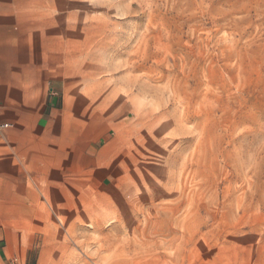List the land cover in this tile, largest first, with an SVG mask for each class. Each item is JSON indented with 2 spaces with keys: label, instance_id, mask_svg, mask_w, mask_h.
Listing matches in <instances>:
<instances>
[{
  "label": "rangeland",
  "instance_id": "obj_1",
  "mask_svg": "<svg viewBox=\"0 0 264 264\" xmlns=\"http://www.w3.org/2000/svg\"><path fill=\"white\" fill-rule=\"evenodd\" d=\"M120 104L104 264H264V0H91Z\"/></svg>",
  "mask_w": 264,
  "mask_h": 264
},
{
  "label": "crops",
  "instance_id": "obj_2",
  "mask_svg": "<svg viewBox=\"0 0 264 264\" xmlns=\"http://www.w3.org/2000/svg\"><path fill=\"white\" fill-rule=\"evenodd\" d=\"M91 0H0V264H104L123 227L120 104Z\"/></svg>",
  "mask_w": 264,
  "mask_h": 264
},
{
  "label": "built area",
  "instance_id": "obj_3",
  "mask_svg": "<svg viewBox=\"0 0 264 264\" xmlns=\"http://www.w3.org/2000/svg\"><path fill=\"white\" fill-rule=\"evenodd\" d=\"M9 264H20V263H19L18 259L13 258V259L9 262Z\"/></svg>",
  "mask_w": 264,
  "mask_h": 264
}]
</instances>
